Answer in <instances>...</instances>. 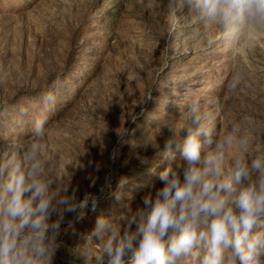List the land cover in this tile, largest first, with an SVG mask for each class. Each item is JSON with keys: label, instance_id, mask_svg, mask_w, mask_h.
<instances>
[{"label": "rangeland", "instance_id": "obj_1", "mask_svg": "<svg viewBox=\"0 0 264 264\" xmlns=\"http://www.w3.org/2000/svg\"><path fill=\"white\" fill-rule=\"evenodd\" d=\"M194 100L218 131L264 126V32L225 40L169 0H0V157L38 143L53 177L67 173L69 191L97 197L84 218L65 215L51 264H83L81 234L184 163L160 152Z\"/></svg>", "mask_w": 264, "mask_h": 264}, {"label": "clouds", "instance_id": "obj_2", "mask_svg": "<svg viewBox=\"0 0 264 264\" xmlns=\"http://www.w3.org/2000/svg\"><path fill=\"white\" fill-rule=\"evenodd\" d=\"M169 6L186 8L237 44L264 32V0H169ZM46 123V117L35 122L36 140L46 135ZM168 127L161 162L179 153L184 163L160 172L162 187L141 204L99 216L73 254L83 264H264V126L233 121L218 131L194 100L180 126ZM70 182L67 173L53 177L38 143L0 157V264H51L65 215L82 219L97 206L94 194L79 199L69 191Z\"/></svg>", "mask_w": 264, "mask_h": 264}]
</instances>
